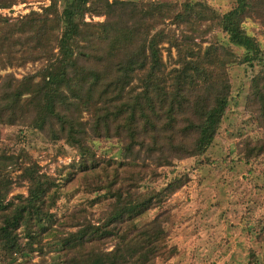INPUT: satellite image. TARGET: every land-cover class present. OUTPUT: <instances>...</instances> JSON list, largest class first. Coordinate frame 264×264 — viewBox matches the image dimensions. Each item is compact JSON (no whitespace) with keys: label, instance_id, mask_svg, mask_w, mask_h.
I'll use <instances>...</instances> for the list:
<instances>
[{"label":"trees","instance_id":"1","mask_svg":"<svg viewBox=\"0 0 264 264\" xmlns=\"http://www.w3.org/2000/svg\"><path fill=\"white\" fill-rule=\"evenodd\" d=\"M247 19L264 36V0H231L225 10L208 0H49L0 13V134L25 126L72 149L47 172L24 129L15 148L0 143V264H32L34 252L41 264H156L169 236L156 223L189 179L175 160L211 161L233 63L258 66L243 102L255 131L235 142L236 158H264V43ZM28 62L37 65L20 76L7 69ZM94 138H114L118 154L97 153ZM79 171L83 200L57 216L51 203ZM15 185L26 192L9 197ZM246 264H263L252 247Z\"/></svg>","mask_w":264,"mask_h":264},{"label":"rangeland","instance_id":"2","mask_svg":"<svg viewBox=\"0 0 264 264\" xmlns=\"http://www.w3.org/2000/svg\"><path fill=\"white\" fill-rule=\"evenodd\" d=\"M64 1L60 0L61 6ZM48 2L22 0L10 8H0V13L14 16L30 8L39 9ZM208 2L219 10H225L231 5V0ZM92 18L102 16L93 15ZM85 19L90 17L85 15ZM244 24L249 32L256 34L264 43L258 22L247 19ZM218 32L220 36L223 35L221 31ZM36 65L28 62L24 67L7 69H14L16 75L20 76ZM257 68V65L238 63L229 66L233 99L208 150L211 161L195 164L191 158L175 160L174 167L180 172H187L189 179L168 199L165 205L167 218L156 223L159 227L163 225L169 232L168 245L159 254L156 264H246L249 247L255 249L264 264V238L256 235L261 233L264 236V186H261L264 184V158L246 164L237 160L235 151V142L240 135L255 131L253 125L245 119L243 102L249 78ZM20 129H24L28 150L43 170L54 172L56 166L71 160L72 149L66 143L52 142L25 126H1L0 143L15 148L21 140L18 136ZM89 142L97 153L118 154L119 144L114 138H94ZM60 148H63L62 151L57 152ZM81 173L79 171L65 184L62 192L51 203L57 216L63 215L83 200L84 195L78 188ZM16 192L25 193V186H13L8 196ZM92 208L93 216L96 217L99 206L93 205ZM157 211L158 208L148 210L145 219L152 218ZM47 238L49 236L46 235L44 240ZM49 255H45V261ZM41 261L39 253L34 252L32 264H41Z\"/></svg>","mask_w":264,"mask_h":264}]
</instances>
